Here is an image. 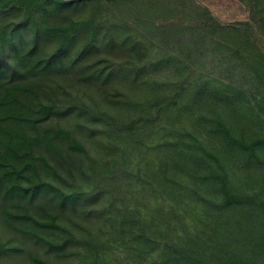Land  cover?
<instances>
[{
    "label": "trees",
    "instance_id": "1",
    "mask_svg": "<svg viewBox=\"0 0 264 264\" xmlns=\"http://www.w3.org/2000/svg\"><path fill=\"white\" fill-rule=\"evenodd\" d=\"M248 1L264 22V0ZM185 12L199 13L194 24L173 22ZM157 17L171 22L158 25ZM249 28L221 24L192 0H0L6 226L63 250L86 244L91 214H109L107 233L133 250L121 264H264V131L257 127H264V54ZM208 54L242 73L250 90L205 76L198 64ZM162 71L174 75L157 78ZM183 117L194 124L178 122ZM161 121L168 158L151 170L149 186L137 188L178 202L198 194L199 226L178 206L161 211L162 222L148 204L127 206L128 199L118 210L87 207L85 221L71 225L106 188L124 176L132 181L117 154L138 147L143 127ZM207 135L217 142L211 150ZM99 240L87 244L97 259ZM17 250L0 239V264Z\"/></svg>",
    "mask_w": 264,
    "mask_h": 264
},
{
    "label": "rangeland",
    "instance_id": "2",
    "mask_svg": "<svg viewBox=\"0 0 264 264\" xmlns=\"http://www.w3.org/2000/svg\"><path fill=\"white\" fill-rule=\"evenodd\" d=\"M192 1L203 8L208 9L214 18L221 24L229 25L245 22L250 27L249 30L252 34L253 41L263 50L264 54V25H262L264 22L261 13L258 11V7L255 5V2H249L248 0ZM185 13L187 14L183 17L179 15L173 20V22L178 24H194V21L198 17L199 13ZM152 20H155L158 25L171 22V20L169 22L165 21L162 17H157L155 19L152 18ZM202 60L204 61L198 64V66L201 68V72L205 76H210L220 82L225 81L226 83H231L233 85L239 84L242 86L243 90H250L251 84L246 82L245 78L241 80L242 82L240 81L243 77L242 73L232 72L226 64L218 61V56L215 54H208V56ZM173 75V72L162 71L155 76L157 78H167ZM124 112L121 111L120 116H122ZM193 119L194 118L183 117L180 118L179 120L181 121L178 122L183 124H194L195 121H193ZM162 125L163 121L157 122L151 129L143 127L144 131L143 134L140 135L139 146L134 148L129 146V148H126L125 151L118 152L117 159L121 160V164L125 162L127 163L128 177L132 178V181L130 182L131 179L124 178V176L121 178L122 180L113 187L106 188L104 195L101 196L99 201L95 203H88L87 206L84 207L86 209H84L80 214L73 215L75 220L70 222L71 225H74V222L76 225H78V223L80 225L81 222H84V218L89 213V209L92 210V212L109 206H113L117 209L125 204V202H123L124 200L128 199L127 206H130L129 204H134L137 201H139V203H146V205L148 204L151 209L150 213L158 215L157 218L161 219L162 222H166V218L165 215H160L161 211L164 214L165 211H168L173 206H178L177 212L184 216L186 222L190 226H199L201 222V218L199 217L203 212V207L201 206V208L198 206L199 204H197V201L199 200L198 194L196 195L194 192L190 193L189 196L184 197L180 200V202H178V198L175 200V197H167L166 194L154 195L151 192L139 193V189L137 188V185L139 187L140 183L145 186H149L152 177L151 170H157L159 162L165 161L168 158V150L165 148V142L171 138ZM257 127L264 131V127H259V125H257ZM196 128L201 129L199 126H196ZM203 142L208 150H211V148L214 147L213 144L217 145V142L209 139L208 135L203 137ZM126 143V141L122 142V144ZM123 153H125L123 157L120 156ZM231 176L233 177L234 174L232 173ZM87 207H89V209ZM109 216L110 215L107 214L106 218L104 216L91 214L87 223L93 228V232L89 231L91 234L87 236V241H85L86 244L78 243L70 245L68 248L63 250H57L51 249L43 242L35 241L25 235H22L21 233L11 230L8 226H6L0 215V239L10 245L18 247L17 251L8 252V254L3 256L2 264H41L37 262L34 257L47 260L51 264H90V260L93 261V259H95V261L98 260L95 264H121V262L129 263L131 260L130 252L133 253V250L123 244V242H116L113 240L114 234L112 235L107 233L110 230H113L112 226L106 223ZM123 216L120 215V220L124 218ZM82 226L84 225H81V227ZM158 232H163V229H159ZM83 234L84 233H82V235ZM92 238L100 239L99 243L100 246H102L100 247V252L104 254L102 256L100 253L101 256L99 259H97V256L94 253V247L87 245L92 241Z\"/></svg>",
    "mask_w": 264,
    "mask_h": 264
}]
</instances>
